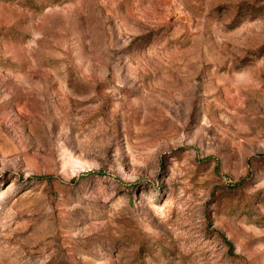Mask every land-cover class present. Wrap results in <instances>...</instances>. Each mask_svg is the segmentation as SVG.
Returning a JSON list of instances; mask_svg holds the SVG:
<instances>
[{
	"label": "rangeland",
	"instance_id": "obj_1",
	"mask_svg": "<svg viewBox=\"0 0 264 264\" xmlns=\"http://www.w3.org/2000/svg\"><path fill=\"white\" fill-rule=\"evenodd\" d=\"M0 264H264V0H0Z\"/></svg>",
	"mask_w": 264,
	"mask_h": 264
}]
</instances>
